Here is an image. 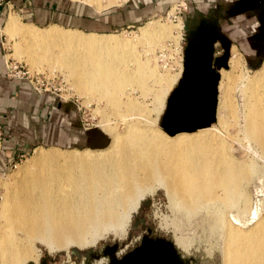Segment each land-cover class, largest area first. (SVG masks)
<instances>
[{
	"label": "bare ground",
	"instance_id": "obj_1",
	"mask_svg": "<svg viewBox=\"0 0 264 264\" xmlns=\"http://www.w3.org/2000/svg\"><path fill=\"white\" fill-rule=\"evenodd\" d=\"M89 1L99 4L100 0ZM166 28L150 22L141 33L164 36ZM3 30L23 40L19 48L32 61L54 58L77 78L81 93L105 100L123 126L122 131L111 127L110 144L103 150L55 146L33 150L3 204L0 264L31 259V250L22 251L19 246L31 247L36 239L46 241L50 248L89 242L100 228L121 225L156 183L164 186L172 207L188 219L204 212L209 232L219 240L220 264H264V213L256 209L258 205L264 208V197L254 202L248 188L249 181L256 178L259 183L255 186L262 191V163L247 155L238 161L226 139L217 137L212 142L205 128L196 129L193 135L176 131L170 144H164L155 138L158 133L140 120H132L142 114V105L122 102L110 89L116 81L135 77L126 76L127 71L114 64L120 38L57 25L25 27L13 13ZM239 65L234 55L230 69ZM144 73L142 66L135 75L139 78ZM254 75L239 85L246 95L242 129L264 158V87L256 89L264 85V65ZM160 97L155 96V103Z\"/></svg>",
	"mask_w": 264,
	"mask_h": 264
},
{
	"label": "rangeland",
	"instance_id": "obj_2",
	"mask_svg": "<svg viewBox=\"0 0 264 264\" xmlns=\"http://www.w3.org/2000/svg\"><path fill=\"white\" fill-rule=\"evenodd\" d=\"M262 1L264 3V0ZM76 2L85 4L92 10H103L104 6L118 3L119 1L100 0L99 4L89 0H77ZM178 3L181 5L179 4L178 6ZM211 6L212 1L206 0L174 1L166 12L155 15L147 21L105 31L103 29L66 27L60 24L59 26L65 29H76L81 32H94L101 37L105 34L122 40L121 46L117 48L118 53L114 55V64L121 69L124 68L127 71L126 76L135 77L131 80L122 79L121 81H116L113 84L114 88H112V85L110 89L113 92L115 91L114 93L120 101L131 102L133 105H142L141 107L144 111L142 114L138 113L137 115L136 113L135 115L137 116L132 118V120H140L143 125L148 126L149 129L160 135H155L156 139L161 140L164 144H170L174 133L169 134L163 129L160 125V117L165 107L166 97L180 75L182 45L186 40V36L191 37L185 28H191L196 25L197 21L202 17H206L205 19L209 20L211 15H207V12L210 11ZM171 8L173 14L169 12ZM16 18L22 26L35 25L29 23L22 16L17 15ZM4 21L0 27L4 25ZM148 21L159 23L160 26L165 28L167 26L165 29L167 30L166 34L164 36H157V34L143 35L141 29L145 24L150 23ZM49 24H36L35 26L44 29ZM175 24H179L180 28H172ZM1 40L5 56L18 60L31 74L39 73V81L42 84L40 85L39 82L37 84L38 86L40 85L39 91L30 86L34 91L51 90L50 92L55 93L61 99V103L72 107L70 122H72L73 126H70L77 128V131L74 128V132L77 133L78 139L76 141H52L44 138V140L40 139L37 141L35 143L36 146L39 145L45 149L55 146L62 150L74 148L103 150L110 144L109 131H111V127L114 131H122L123 122L119 116L113 113L111 106L106 104L105 100L103 101L96 96H90L88 93L84 94L85 92L81 93L77 87V78L75 79V76L69 74L67 69L55 63L54 58L32 61L19 48L23 40L15 34L6 33L4 30H2ZM232 47L240 52L242 60H239L240 65L235 70L230 69L229 60H227L226 67H219V78L216 85L215 119L206 126L183 131L193 135L197 132L196 129L205 128V133H207L208 139L212 142L217 137L225 138L231 153L234 154L238 161L242 159V155H247L252 160H257L258 163L264 165L262 153L258 152L243 133V101L246 95H243V91H239V85H243V79L255 76V72L264 64L255 69H249L241 49L232 44L230 50ZM230 50H228L229 53ZM142 66L145 68V73L138 78L135 72ZM250 67L254 68L256 66ZM162 77H168L170 80L163 81ZM25 80L27 81V79ZM131 81L132 83H130ZM27 83L30 85L28 81ZM263 87L264 85H259L256 89L260 90ZM156 95L158 97L161 95L158 104L155 103ZM229 104L231 105L228 106ZM73 123H76V126ZM65 129L67 130L66 126ZM33 148L28 149L21 156L14 157L11 164L0 173V222L4 201L6 197L10 196L11 187L21 178L18 175V170L27 163L33 154ZM257 183L259 181L256 178L251 179L248 183L249 194L254 202H256V199L264 197V187L260 188L262 191L259 192L255 186L258 185ZM155 186L152 193L144 194L138 201L137 206L130 211L127 221L124 219L125 221L119 226H114L115 228H104L105 230L100 228L94 239L91 238L89 242H85L82 245L69 243L62 247L50 248L46 241L36 239L31 247L25 246V244L20 245V250L28 249L29 251L31 250L30 254H32V258L22 260V264L27 262L39 264L42 259L43 264H106L109 259L107 252L115 257H120L137 245L142 237H163L169 239L179 256L188 264H220L219 240L216 235L209 232L207 222L204 220V212H198V215H195L196 217L188 219L183 212H178L177 209L172 207L164 186L159 183H156ZM256 209L260 213H264V208L259 207V205Z\"/></svg>",
	"mask_w": 264,
	"mask_h": 264
},
{
	"label": "crops",
	"instance_id": "obj_3",
	"mask_svg": "<svg viewBox=\"0 0 264 264\" xmlns=\"http://www.w3.org/2000/svg\"><path fill=\"white\" fill-rule=\"evenodd\" d=\"M76 1L2 0L0 4V25L6 17L0 30V124L3 129L0 173L11 164L14 157L21 156L25 151L36 146L35 143L40 139L52 141L78 139L77 133L74 132V128L76 131L77 128L71 127L73 125L70 122L72 107L61 103V99L55 93L36 92L24 78H12L6 75L1 37L6 20L12 13L15 17L22 16L35 25L55 23L49 25L58 24L59 26L60 24L66 27L105 31L140 24L155 15L166 12L171 3L178 0H125L104 6L103 10H92L87 5ZM206 1H212L213 5L216 0ZM234 55L242 60L240 52L232 47L229 61ZM261 64H264V59L256 67L248 66V68L255 69ZM74 125L76 126V123Z\"/></svg>",
	"mask_w": 264,
	"mask_h": 264
},
{
	"label": "flooded vegetation",
	"instance_id": "obj_4",
	"mask_svg": "<svg viewBox=\"0 0 264 264\" xmlns=\"http://www.w3.org/2000/svg\"><path fill=\"white\" fill-rule=\"evenodd\" d=\"M208 14L211 15L209 20L202 17L196 25L185 28L189 35L198 41L192 51L195 61L184 58L181 51L179 76L184 83L195 86L184 89L185 95L192 94V99L185 101V107L191 111L196 109L206 112L207 92L211 88V80L215 72H219L216 64L224 59L227 61L228 50L232 44L241 49L249 66H257L264 59V3L262 0H216ZM207 39L212 40L211 61L208 65L205 45ZM183 46L184 44L182 49ZM192 62H195L194 65L189 66ZM199 90L206 95L201 92L199 96L203 100L198 101L194 95ZM191 116L195 117L194 113Z\"/></svg>",
	"mask_w": 264,
	"mask_h": 264
},
{
	"label": "water",
	"instance_id": "obj_5",
	"mask_svg": "<svg viewBox=\"0 0 264 264\" xmlns=\"http://www.w3.org/2000/svg\"><path fill=\"white\" fill-rule=\"evenodd\" d=\"M186 41L184 42V46L182 49L183 57L190 58L191 61H195V56L193 54V49L197 46V39L194 37H186ZM211 39H207L205 41L206 45V64L208 65L211 61ZM195 62L189 64V66H193ZM219 68L220 66L226 67L227 61L224 59L221 63L216 64ZM219 78V72H215L212 80H211V88L209 92H207V106L206 112L198 111L185 107V101L192 99V94H184V89L187 87H195L191 84H186L182 81L179 76L177 82L174 87L169 91L166 101L165 107L161 114L160 125L163 129L172 134L176 131L181 130H193L198 127L206 126L210 122L215 119V104L217 99V80ZM199 88V86L197 85ZM196 87V88H197ZM204 93L203 91H197L194 95L195 99L200 98V93ZM206 95V93H204ZM204 96V95H203ZM203 100V99H201ZM194 113V116L191 114ZM91 135V134H90ZM108 261L106 264H188L185 260H183L179 253L176 251L173 243L166 238L157 237H142L140 242L135 245L132 249L122 254L120 257H115L113 254L107 252ZM25 264H35L34 262H27ZM43 264V259L41 263Z\"/></svg>",
	"mask_w": 264,
	"mask_h": 264
},
{
	"label": "built area",
	"instance_id": "obj_6",
	"mask_svg": "<svg viewBox=\"0 0 264 264\" xmlns=\"http://www.w3.org/2000/svg\"><path fill=\"white\" fill-rule=\"evenodd\" d=\"M118 1L123 2L125 0H118ZM182 1H185V0H182ZM1 2H2V0H0V4H1ZM179 4L180 3H178V6H179ZM3 62H4L5 73L7 76L12 77V78L27 79V81L30 83V86L33 89H36L37 91H39V86L42 84V82L39 81V76H38L39 73L38 72L31 74L28 71V69L25 68L18 60L13 59L12 57H7V56H5V54H4ZM38 82L40 84L39 86L37 85ZM44 87H46V86H44ZM2 138H3V129H2V125L0 124V147H1Z\"/></svg>",
	"mask_w": 264,
	"mask_h": 264
}]
</instances>
